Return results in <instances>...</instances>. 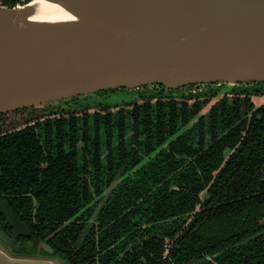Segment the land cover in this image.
<instances>
[{"label":"water","instance_id":"water-1","mask_svg":"<svg viewBox=\"0 0 264 264\" xmlns=\"http://www.w3.org/2000/svg\"><path fill=\"white\" fill-rule=\"evenodd\" d=\"M50 1L73 20H31L29 0H0V113L120 87L264 82V0ZM0 214L13 231L0 226V246L28 256L17 248L28 226L2 200ZM144 241L148 264H162Z\"/></svg>","mask_w":264,"mask_h":264},{"label":"trees","instance_id":"trees-1","mask_svg":"<svg viewBox=\"0 0 264 264\" xmlns=\"http://www.w3.org/2000/svg\"><path fill=\"white\" fill-rule=\"evenodd\" d=\"M16 2L2 0L7 6ZM226 98L189 129L201 133L205 123L206 131L218 138L212 145L218 151L217 162L209 161L210 156L216 157V150H208L199 157L201 164L186 168L156 167L149 160L136 170L112 171L110 179L123 172L126 176L101 205V197L94 198L104 187L79 182L38 186L34 214L38 223L31 227L34 240L47 238L52 256L72 264H148L140 249L141 238L145 239V249L156 258L163 254L165 238H173L171 260L166 264H264V233L253 238L264 228V223H259L264 217V105L252 112L237 153L217 169L223 148L239 141L243 123L221 133L250 108L247 96L229 102ZM176 106L164 104L160 113L173 122L174 130L196 111L183 104L176 111ZM154 110L145 103L130 113L144 120ZM180 114L184 116L178 117ZM166 158L177 161L172 154ZM207 186L210 199L200 200L199 193ZM14 205L16 211L22 209L20 217L30 215L32 204L26 198ZM197 205L199 210H195ZM70 218L72 221L66 222ZM185 221L188 224L181 229Z\"/></svg>","mask_w":264,"mask_h":264},{"label":"flooded vegetation","instance_id":"flooded-vegetation-1","mask_svg":"<svg viewBox=\"0 0 264 264\" xmlns=\"http://www.w3.org/2000/svg\"><path fill=\"white\" fill-rule=\"evenodd\" d=\"M218 94L221 96L203 110L210 98ZM115 95H118L116 100L119 101L110 103L109 98ZM263 95L264 82H241L230 86L220 82L194 83L176 89L155 84L131 89H105L94 97H73L0 113V200L8 203L30 232L27 237H17L18 251L27 250L28 257H34L36 253L33 251L39 250L42 258L49 254L52 256L53 253L47 238L35 241L33 237L31 227L38 223L34 215L37 205L36 187L52 184L72 185L77 182L91 187H104L101 194L94 198L101 197V205L126 176L123 172L110 179L112 171H121L128 167L129 170H136L149 160H153L156 167L171 168L175 165L176 168H186L201 164L199 157L208 153V150H216V157L210 156L209 161L217 162L218 151L217 148H212V145L218 138H213L212 134L206 131L205 123L202 134L189 129L196 126L200 118L205 119L212 107L221 102L224 96H227V102L234 97L247 96L250 108L244 109L246 114L235 117L231 125L221 133L226 134L231 128L243 123L239 141L232 147L223 148L222 159L217 168L219 169L237 153V147L249 129L252 112L264 105V98L259 97ZM145 103L155 108L153 113L144 120L134 118L130 113L131 109ZM167 103L177 104L176 111L180 110L182 104L188 110L196 111L174 130L173 122L160 116L162 106ZM182 116L184 115L180 114L178 117ZM48 126L52 130H46ZM172 127L173 130L170 129ZM20 130L26 132L19 134ZM169 154L175 156L177 161L172 162L173 158L167 159ZM115 180L118 181L117 184L102 201L103 192ZM5 187H9V190L4 189ZM23 187L25 188L22 191L17 192L16 188ZM207 188L208 186L199 193L200 200L210 199ZM25 198L32 204L30 215L22 214L20 217L23 211H16L14 203ZM199 209L197 205L195 210ZM71 221L72 218L66 222ZM259 221L263 224L264 217ZM187 224L188 221H185L181 229ZM0 226L11 236L12 228L2 214ZM263 233L264 228L255 233L253 238ZM42 242L52 249L51 253L44 250ZM165 242L170 245L167 253L163 257L164 248L161 257L157 258L162 264L171 260L170 248L173 238H165ZM123 252L125 253V250L120 256L124 255Z\"/></svg>","mask_w":264,"mask_h":264},{"label":"bare ground","instance_id":"bare-ground-1","mask_svg":"<svg viewBox=\"0 0 264 264\" xmlns=\"http://www.w3.org/2000/svg\"><path fill=\"white\" fill-rule=\"evenodd\" d=\"M27 6L32 9L29 16L31 20L51 22L73 20L69 12L50 0H29Z\"/></svg>","mask_w":264,"mask_h":264},{"label":"crops","instance_id":"crops-1","mask_svg":"<svg viewBox=\"0 0 264 264\" xmlns=\"http://www.w3.org/2000/svg\"><path fill=\"white\" fill-rule=\"evenodd\" d=\"M56 262L58 261L50 258L11 255L0 246V264H57Z\"/></svg>","mask_w":264,"mask_h":264},{"label":"rangeland","instance_id":"rangeland-1","mask_svg":"<svg viewBox=\"0 0 264 264\" xmlns=\"http://www.w3.org/2000/svg\"><path fill=\"white\" fill-rule=\"evenodd\" d=\"M3 4V3H2ZM116 96H118V95H115L114 97H110L109 98V101H111L110 103H115V102H117V101H119V100H116L117 98H116ZM221 95L220 94H218V95H216V96H214V97H211L210 98V100H209V102L206 104V106L203 108V110L204 109H206L213 101H215V100H217V98H219ZM256 97H258V96H255V98ZM259 97H262V98H264V95L263 96H259ZM58 261V260H57ZM59 262V261H58Z\"/></svg>","mask_w":264,"mask_h":264},{"label":"built area","instance_id":"built-area-1","mask_svg":"<svg viewBox=\"0 0 264 264\" xmlns=\"http://www.w3.org/2000/svg\"><path fill=\"white\" fill-rule=\"evenodd\" d=\"M169 246H170L169 244H165V247H164L165 248V253L163 254V257H165V254L167 253V250H168Z\"/></svg>","mask_w":264,"mask_h":264}]
</instances>
